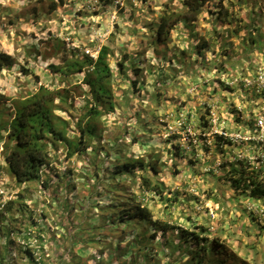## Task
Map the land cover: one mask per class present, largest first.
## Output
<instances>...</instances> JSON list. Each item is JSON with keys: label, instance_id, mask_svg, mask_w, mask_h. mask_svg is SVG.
Here are the masks:
<instances>
[{"label": "rangeland", "instance_id": "obj_1", "mask_svg": "<svg viewBox=\"0 0 264 264\" xmlns=\"http://www.w3.org/2000/svg\"><path fill=\"white\" fill-rule=\"evenodd\" d=\"M179 2L66 0L62 7L48 13L46 0H0V53L15 59V64L9 71L0 72V94L9 98L6 101L9 109L4 114V119L6 120L7 114L13 110L11 100L21 94L26 96L29 91H37L40 85L50 86L55 90L69 89V105H61L62 108L55 113L66 118L63 110L70 106L77 114L86 100L91 103L90 96L84 95L87 88L82 84V88H76V80L53 78L44 68L47 63L54 59L60 61L61 57H70L71 52L76 56L96 54L101 46H107L114 55L109 59V64L116 71L115 61L122 53L127 52L140 70L138 82L135 89H129L130 83L122 76L111 82L116 100L115 112L110 116H103L98 122L100 146L117 141L122 133L121 125L134 110H141L143 121L132 126L133 134L138 140L130 143L129 137L121 154L133 160L159 162L158 176L166 187L176 188L179 199L183 201L182 208L172 206L163 212L158 196L144 192V195L139 197L140 205H146L151 219L174 222L182 227L186 226L185 219L189 216L199 224L207 222L212 234L219 233L222 240L230 241H227L229 244L223 242L226 249H230L249 264H264V234L256 238L254 235L248 237L238 231L249 222L241 210L256 214L259 225L264 226L262 202L233 198L228 186L217 179L221 169L216 171V174L213 173L215 177L203 170L214 163L213 168L219 163H227L229 161L221 160L233 155V151L229 154L228 149L224 153L216 149L214 141L216 134L237 128L233 122L234 115H227L228 102L232 101L238 111L252 110L246 100L241 101L244 96L241 94L244 90L242 84L256 82V79L251 78L257 68L264 69V56L254 48L245 55L248 58L239 52L244 50V37V45L251 44L247 39L250 30L251 36L259 35V44L264 45V0H221L217 5L212 3L204 7L201 14L192 17L190 23H177L164 43L155 44L146 27L139 26V20L142 23L155 21L169 9L178 10ZM223 9L229 14L231 23L225 21V16H218L217 12ZM188 16L191 17L190 14ZM132 28L135 29L134 33ZM54 38L61 43V52L45 60V48ZM202 39L207 47L200 49L201 55L198 56L194 54L192 46L201 43ZM252 46L256 48L255 45ZM226 56H229L230 62L236 63L227 64L226 72L229 74L230 71L229 76L214 69ZM240 56L246 61L242 59L236 62ZM206 64L208 69L204 70ZM22 68L28 72L24 73ZM195 73L199 81H195ZM131 76L132 73H129V77ZM78 80L81 82V77ZM174 80L176 85L172 84ZM224 82H227V85ZM226 86L232 90L229 91ZM156 88L161 90L163 100L152 107L146 100L149 101ZM227 93H230L226 95L229 101L225 102L224 96ZM126 97L129 105L125 103ZM55 102H58V99ZM259 104V112H262L264 100ZM175 108L179 110L175 112ZM200 115L207 119V125H201ZM1 150L0 143V164L4 167ZM176 150L182 154L180 158L174 156ZM80 154L64 160L62 147L54 153L53 160L42 174V177H49L47 188L42 187L40 181L16 184L5 167L0 172V256L4 257V262L29 264L27 256L20 252L26 247L42 264H69V256L75 258L70 264H109L112 259L113 264L130 262V253L119 257V261L115 258L127 250L128 247L124 246L131 243L134 235L143 231L142 227L148 226L146 227V223L142 224V227L128 226L115 217L111 221V228L91 231L92 225L101 223L100 218L104 213L99 207L109 201L101 194L97 198L92 195L90 186L96 183L95 178L101 179L104 175L97 173L96 176H91L88 157ZM99 158L108 160L101 151H98ZM174 163L178 166L176 177L181 178L179 183L176 179L171 180V166ZM104 164V168L110 165L109 162ZM189 169L199 172V179L194 174V177L187 179L184 172ZM128 180L121 179L120 182L123 183L120 184L129 193L137 196L140 191L137 187L139 180L134 184ZM65 185L67 186L64 187ZM98 187L101 192L103 187ZM95 192L94 189L93 193ZM194 198L197 199L196 202ZM186 200L188 202L184 203ZM65 201H68L69 205L64 203ZM86 215L92 216L89 218L90 224L88 228L80 231L79 225L88 223ZM201 215L205 216V220H201ZM31 222L40 224L45 230L42 241L37 239V225L31 227ZM73 227H76V231L70 234L68 228ZM9 230L12 231L8 234ZM148 230L149 236H152L154 229L149 227ZM23 236H27L28 240ZM85 236H91L92 239L89 240L92 241H80ZM94 238L99 239L100 243H93ZM158 242L163 244L158 246ZM153 244L154 249L148 248L151 255L143 248L138 252L140 264H169V258L165 254L173 249V244H165L159 232L154 237ZM253 244L255 251L249 248ZM179 257V262L173 264H189L187 254L176 258Z\"/></svg>", "mask_w": 264, "mask_h": 264}, {"label": "trees", "instance_id": "obj_2", "mask_svg": "<svg viewBox=\"0 0 264 264\" xmlns=\"http://www.w3.org/2000/svg\"><path fill=\"white\" fill-rule=\"evenodd\" d=\"M46 1L48 3V13H52L58 7H62L66 0ZM140 1L146 2V0ZM179 1L178 10L174 11L169 9L155 21L142 23L139 20V26L146 27V31L151 33V38L155 44L159 45L164 43L167 39V35L175 28L177 23L186 25V23H190L193 20L192 17L201 14L206 6L208 7V5L212 3L215 5H217L218 2L221 3V0ZM217 13L218 16H225V21L231 23L229 14H227L226 10L223 9V11ZM189 14L191 15L190 18L188 16ZM136 25H138V21ZM131 31L134 33L135 29L132 28ZM251 34L252 30L249 31V36L247 38L251 44L245 46L244 42L246 38L244 37L242 39L244 50L239 53H243L245 56L253 51L252 49L254 48L257 52L259 51L258 53L264 56V45L259 44L260 36L252 37ZM200 41L201 43L192 46L195 50L194 54L198 56L201 55L199 50H204L207 47L203 39ZM252 44L255 45L256 48L253 47ZM45 49L46 55L44 59L46 60L59 55L62 46L58 39L54 38L52 43L47 45ZM113 57L112 50L107 46H102L95 59L84 54L76 56L74 52H71L70 57H61L60 61L54 59L47 63L44 68H46L53 78L59 77L67 80H76L75 87L79 89L83 86L86 87L87 91L84 92V95L90 96L91 98V103L86 100L87 102L78 109L77 114L70 106L69 108H64L63 111L66 114V118L57 115L55 111L60 110L62 108L61 105H69V89L55 90L50 86L40 85L35 92L29 91L30 93L26 96H22L21 94L18 98L10 101L13 110L7 114L6 120L4 119V114H6L9 109V107L6 106V101L9 98L0 94V143L2 144L1 154L3 156L4 167L14 178L16 184L20 185L40 181L42 187L47 188L49 177H42V174H44L43 170L48 168L49 163L53 160L54 153H56L60 147H62L64 151V160H69L73 155L79 153H81V156L86 155L90 162L89 167L91 170H89V174L91 176H96L97 173H103L104 175L101 179L95 178L96 183L94 182L93 185L90 186L92 195H94V198H97L101 194L103 198H107L109 201L106 205L99 207V210L104 214L103 217L100 218L101 221L99 220L101 223L92 225L90 228L91 231L111 228L110 225H113L111 221L115 217L119 218L120 222L127 223L128 226L142 227V224L145 225V223L147 224L146 227L148 226L147 228L142 227L143 231L133 236L131 243L124 246L128 247L127 250L119 254L115 260L119 261L123 255L130 253L132 257L127 264H137V262L140 264L141 258L138 252L143 248L148 255H151L148 248L154 249V237L159 232L160 236L164 238L165 244L168 242L173 244V249H170L169 252L165 254L169 258V264L179 262L180 257L178 259L176 257L181 254H187L189 257V264H247L230 249H226L223 242L225 241V244H229L230 241L226 239L222 240L219 233L217 235L212 234L207 222L199 224L190 216L185 219V227L179 226L174 222L170 223L166 220L153 221L146 205H140L141 200L139 197H142L144 192H151L158 196V200L162 204L163 212L168 211L167 209L172 206H178L180 208L183 206V201L179 199L178 190L176 188L166 187L162 179L158 176V171L160 169L159 162L154 161L149 163L142 159L133 160L131 157H125L121 154L125 147V141L128 140L129 137L131 138L130 143L138 140V137L133 134L132 126L137 122L143 121L141 110H134L126 119L125 123L121 125L122 133L117 141L112 142V144L107 143L102 147L100 146L98 141L101 136L98 129V122L103 116H110L115 112L116 100L111 88V82L116 77L122 76L126 82L130 83L129 89H135L138 82V73L140 71L137 65L133 63L134 59H132L127 52L122 53L121 57L115 61L117 68L115 71L109 64V59ZM245 57L248 58L247 56ZM242 59L243 58L240 56L236 62ZM230 61L229 56H226L225 59L221 60L218 66L214 67L215 71L229 76L230 71L229 74H227L226 67H228L227 64ZM126 63H129V65ZM233 63L234 62H230V65ZM14 64L15 59L12 56L0 53V72L4 70L9 71ZM207 65L208 64L204 66V70L208 69ZM233 69L235 68H232V70ZM22 71L24 73L28 72L25 68H22ZM129 73H132L131 77H129ZM196 74L197 73H195L193 77L195 81H199ZM80 77L82 79L81 82L78 80ZM217 81H219V79H217ZM224 83L227 85V82ZM81 84L83 86H81ZM172 84L176 85L175 80ZM235 84L236 83H234V85ZM242 86L244 90L241 94H244V96L241 101L246 100L247 105L252 107V110L250 109L246 112L241 111L242 115L259 113L261 109L259 103L264 100V89H257L255 84H251L250 86L242 84ZM226 89H229V91L232 90L227 86ZM226 95H230V93L225 94V102L229 101L226 99ZM162 98L163 94L161 90L156 88V91L152 92L149 101L146 100V103L153 107V105H158L159 102L163 100ZM56 99H58V102H55ZM125 103L129 105L128 98L125 100ZM232 106L234 108H232ZM235 107L232 101H229L228 106H226L227 115H234L233 122L239 123L241 121L239 113L241 112H238ZM178 110L179 108L174 109L175 112ZM260 113L264 114V110ZM199 119L202 126L207 125V119L204 115H200ZM69 127H71V129H69ZM223 144L231 145L232 142L228 138L217 136L215 141L216 149L224 153V150L220 148ZM171 147L173 146L171 145ZM88 149L90 150L88 151ZM98 151L104 153L106 158L108 157V160L105 161L103 158L98 159ZM173 154L174 156H178V158L182 156L177 150L174 151ZM104 162H109L110 165L104 168ZM190 162L192 161L190 160ZM4 167L0 164V172L3 171ZM177 173L178 166L174 163L171 166V180L173 181V179H176L177 183H179L181 178L176 177ZM184 174L187 179L194 176H198L197 179H199L201 175L199 172L190 171V169L185 170ZM193 174L194 176H192ZM121 179L123 181L129 179L128 181L133 184L136 180H139L137 186L140 190L139 194L137 196L134 194L132 195L126 188H123L120 184L123 183L120 182ZM218 181L228 186L233 198H246L253 200V202L261 201L264 207V179L260 177L257 171L253 170L248 165L238 163L237 166H229L218 176ZM98 185L103 187L101 192H99L100 189ZM66 186L67 185L64 187ZM86 186L89 187L88 184ZM94 189L96 190L95 194L93 193ZM123 195L125 196L124 199L122 198ZM196 201L197 199L194 202ZM112 202L114 203L111 204ZM186 202H188V200L184 203ZM64 203L69 205L68 201ZM241 212L245 218H248L249 222L246 227L241 226L238 231L244 233L248 237L254 235L256 238H260L261 235L264 234V226L259 225L258 216L253 212L251 213L243 210H241ZM90 217L92 216L86 215L88 223H85L83 226L80 224V231L88 228ZM201 220H205L204 215H201ZM120 222H118V224ZM36 225L35 222L30 223L31 227H35ZM37 227V239L42 241L44 237L42 234L45 230H43L40 224L37 225ZM149 227L154 229L152 236H149ZM245 228L249 230L246 231ZM68 230L69 233L72 234L76 231V227L68 228ZM11 231L12 230H9L8 234ZM231 237L232 236H230V239H232ZM23 238L28 240L27 236H23ZM89 239H92L91 236H85L81 238L80 241L91 242L92 240ZM93 240V243H100L99 239L96 240L94 238ZM161 244L163 243L158 242L156 245L159 246ZM254 247L255 245L253 244L249 248L255 251ZM20 252L27 256L29 264H42V261L36 260L33 256V252L27 247L24 251L22 250ZM254 254H256V252H254ZM222 256L224 258H222ZM68 261L70 264L75 261V258L69 256L67 258V262ZM113 263V259L109 261V264ZM0 264H8L4 262L3 256H0ZM146 264H148V262Z\"/></svg>", "mask_w": 264, "mask_h": 264}, {"label": "clouds", "instance_id": "obj_3", "mask_svg": "<svg viewBox=\"0 0 264 264\" xmlns=\"http://www.w3.org/2000/svg\"><path fill=\"white\" fill-rule=\"evenodd\" d=\"M99 50L96 51V54L84 55H89L91 58L95 59ZM259 73H262L264 75V69L262 67L257 68V72L253 74L251 79H256V82L251 84H255V87L257 89H264V87H262L258 81ZM251 84H247V86H250ZM239 114L241 121L239 123H236L237 128L234 131L226 130L222 131L220 134L215 135L214 141H216L217 136L228 138L231 140V145L223 144L220 147L224 151L228 149L229 154L230 151H233V155L230 158L224 157L223 160H221L224 162H229L224 164L219 163L218 166L213 168V165H215L214 163L211 164V166H207L206 169L204 168L203 170L205 173H209L213 175V177H215L213 173L216 174V171H218L219 169L224 172L231 165L237 166L238 163H243L251 167L253 170L257 171L260 177L264 179V114L260 112L257 114L251 113L252 115H242V112ZM260 118L263 120V127H260L257 123ZM222 172L220 173L222 174ZM219 175H217V179ZM245 262L249 264L247 261Z\"/></svg>", "mask_w": 264, "mask_h": 264}, {"label": "built area", "instance_id": "obj_4", "mask_svg": "<svg viewBox=\"0 0 264 264\" xmlns=\"http://www.w3.org/2000/svg\"><path fill=\"white\" fill-rule=\"evenodd\" d=\"M258 81L260 85L264 87V75L262 73H259ZM257 123L260 127H263V120L261 118L257 121Z\"/></svg>", "mask_w": 264, "mask_h": 264}]
</instances>
